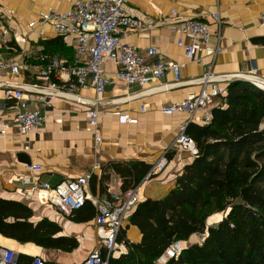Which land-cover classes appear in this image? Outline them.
<instances>
[{
	"label": "crops",
	"instance_id": "crops-1",
	"mask_svg": "<svg viewBox=\"0 0 264 264\" xmlns=\"http://www.w3.org/2000/svg\"><path fill=\"white\" fill-rule=\"evenodd\" d=\"M72 2L0 0V8L7 14L6 22L11 29V42L16 46L12 51L0 49V59L13 58L20 65L17 73H4L7 80L38 82L35 75L41 53L53 54L71 62L73 48L49 25L41 27L43 35H40L39 28H30L27 23L40 12L49 9L66 11ZM123 10L142 20L146 26L124 33L122 41L134 46L143 55H146L147 48L155 47L159 59L180 63L181 83L173 88L158 89L126 100L119 103L118 108L114 107L115 100L122 99L127 93L130 95L158 88L170 82L171 76L153 80L145 86L133 85L129 92L116 79L101 95H96L92 88L81 89L80 95L90 99L97 97L99 109L105 111L99 119L100 142L95 141L87 122L86 112L89 107L63 98L53 99L52 107L47 110L46 123L41 128L25 135L18 134L12 128L7 134L0 135V197L18 200L29 206L33 210V222L43 217L54 221L61 228L57 235L74 236L78 246L67 252L43 248L33 243H19L2 235L0 245L19 254L30 257L39 255L60 264L83 260L103 235L102 228L94 222L96 211L89 200L76 213L63 214L50 204H41L35 193L25 196L23 191L27 186L18 177L25 175L33 179L37 177L41 182L56 183L90 173L88 195L103 197L123 191L122 183L125 181L128 186L138 176L141 201L160 198L174 186L182 168L193 160L186 151L172 147L179 125L184 121L201 124L190 119L186 113L164 114L161 112L162 106L196 93L200 86L190 81L199 78L209 69L215 74H241L255 67L264 78V43L260 39L264 37V24L259 20L260 13L264 11V0H127ZM173 10L177 12L176 16H173ZM214 12L219 14L217 21L211 16ZM185 18L203 19L209 25L210 38L195 53L198 61L187 60L183 47L177 45L178 39L184 43L191 41L190 36L178 25L179 20ZM18 35L24 37L25 41L17 43ZM105 67L112 76L116 67L111 62L106 63ZM2 95L0 88V106L4 102ZM141 106L145 107L144 112ZM8 110L0 109V127L6 121L10 122ZM123 113L137 118V123L121 121L120 115ZM168 149L171 154L168 163L150 180H144L145 175L140 177L138 173H128L133 168L140 171V164L150 167ZM21 153L30 159V164L41 166L37 175L30 176L26 168L29 164L18 157ZM216 214L207 218V225L216 224L224 215ZM75 215L78 220L73 217ZM128 218L120 233L124 230L125 238L137 243L141 239V232L129 223ZM186 241H182L185 247L188 246ZM126 251L125 245L117 241L111 256L116 258ZM154 264L161 263L156 259Z\"/></svg>",
	"mask_w": 264,
	"mask_h": 264
},
{
	"label": "built area",
	"instance_id": "built-area-1",
	"mask_svg": "<svg viewBox=\"0 0 264 264\" xmlns=\"http://www.w3.org/2000/svg\"><path fill=\"white\" fill-rule=\"evenodd\" d=\"M127 0H73L66 11L49 9L40 12L35 19L27 25L30 28H39L43 35L42 26L49 25L65 43L73 48V58L67 62L58 56L41 53L36 66L35 83L13 82L4 77L9 71L17 73L20 65L16 59H0V88L4 102L0 109L8 110L10 122L6 121L0 127V135H5L12 128L18 134H28L41 128L47 120V110L52 107L55 98L69 99L79 104L87 105V122L96 142L101 141L99 119L105 113L99 109V100L86 98L80 95V90L92 88L96 95H101L113 79L123 83L124 89L130 91L133 85L145 86L153 80H159L168 75L172 80L155 89L144 90L139 93L126 94L122 99L114 101L115 108L119 103L132 100L144 93L154 92L158 89H169L181 83V64L174 61H163L157 57V49L149 47L146 55L122 41L126 32L136 31L144 26V22L131 16L123 10ZM221 0H217L220 2ZM173 16L177 15L172 11ZM216 21L218 12L211 14ZM7 14L0 8V49L6 48L12 41L11 29L8 26ZM259 20L264 24V11L260 13ZM178 25L191 38L189 43L177 40V45L183 47L185 58L189 61H198L196 51L205 45L210 38L208 23L199 18H185ZM149 26V25H147ZM150 27V26H149ZM17 43L24 42L25 38L16 36ZM111 62L115 67L112 76L106 70V63ZM234 80H242L264 91V78L255 67L241 74H215L207 70L202 76L190 82L200 86L196 93H190L178 101L163 105L164 114L186 113L190 119L201 124H208L212 118V109L221 104L226 95L227 86ZM10 102V104H8ZM141 111L145 107L141 106ZM120 120L128 123H137V118L127 113L120 115ZM188 121L179 125L178 133L172 147L186 151L190 156L198 154L196 143L186 132ZM170 149L163 152L153 162L144 176L150 180L159 174L168 163ZM97 167V166H95ZM30 176L41 171L39 164L26 165ZM91 174L87 173L71 179H63L56 183L39 181L25 175L18 180L26 185L25 196L37 194L41 204H50L63 214H69L83 207L89 200L95 209L94 222L103 230L97 245L78 262L62 264H109L108 259L115 249L117 238L123 227L125 219L141 201L137 184L121 192L110 193L103 197H92L87 193ZM185 248L182 241H173L157 258L161 264H166ZM0 264H18V254L15 250L0 245ZM30 264H60L33 255Z\"/></svg>",
	"mask_w": 264,
	"mask_h": 264
},
{
	"label": "trees",
	"instance_id": "trees-1",
	"mask_svg": "<svg viewBox=\"0 0 264 264\" xmlns=\"http://www.w3.org/2000/svg\"><path fill=\"white\" fill-rule=\"evenodd\" d=\"M260 39L264 43V37ZM15 47L10 42L5 49ZM185 132L194 139L198 154L165 195L137 204L128 220L140 230L141 239L133 243L124 230L119 232L117 241L127 251L116 258L110 255L108 263L154 264L173 241L198 233L203 235L200 242L188 244L166 264H264V91L246 81H232L221 104L212 109L210 122H188ZM140 166V171L128 173L144 176L149 166ZM139 181L138 176L128 186L124 181L123 191ZM220 212L221 220L207 225V218ZM32 216L26 204L0 197V235L67 252L78 246L74 236L57 235L61 228L54 221L43 217L33 222ZM31 260L18 255V264Z\"/></svg>",
	"mask_w": 264,
	"mask_h": 264
},
{
	"label": "rangeland",
	"instance_id": "rangeland-1",
	"mask_svg": "<svg viewBox=\"0 0 264 264\" xmlns=\"http://www.w3.org/2000/svg\"><path fill=\"white\" fill-rule=\"evenodd\" d=\"M221 213H222V212L217 213L216 216L221 215ZM222 214H223V213H222ZM206 221H207V220H206ZM202 238H203V235H200V234L197 233V234H195L194 236H192V238L188 239V241H186V245L192 243V241H195V240H197L196 242H200V241L202 240Z\"/></svg>",
	"mask_w": 264,
	"mask_h": 264
},
{
	"label": "water",
	"instance_id": "water-1",
	"mask_svg": "<svg viewBox=\"0 0 264 264\" xmlns=\"http://www.w3.org/2000/svg\"><path fill=\"white\" fill-rule=\"evenodd\" d=\"M19 159L27 164H30V159L25 156V154L21 153L18 155ZM19 255V253H17Z\"/></svg>",
	"mask_w": 264,
	"mask_h": 264
}]
</instances>
